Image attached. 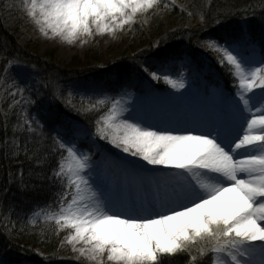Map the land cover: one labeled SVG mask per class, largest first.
<instances>
[{
	"label": "snow or ice",
	"instance_id": "1",
	"mask_svg": "<svg viewBox=\"0 0 264 264\" xmlns=\"http://www.w3.org/2000/svg\"><path fill=\"white\" fill-rule=\"evenodd\" d=\"M161 7L168 5L162 6L161 0H0V15L7 20L15 13L44 37L73 44L96 34L115 35L134 25L137 14ZM216 23H222L219 17ZM259 42L258 55L253 32L245 25L235 34L206 39L202 47L238 81L235 94L225 100L222 115L170 120L163 126L132 105L135 94L128 88L108 95L96 85L98 95H88L65 89L57 80L30 83L23 75L20 81L12 76L9 88L14 91L5 88L13 98L9 110L21 106L22 115L8 136L9 111L3 113L0 149L5 158L33 167L27 178L22 166L16 174L9 171V184L18 181L22 191L43 190L45 182L60 188L53 204L38 206L30 223L42 217L46 224L54 222L51 230L56 234L70 229L65 242L85 243L89 247L74 250L98 264H104L105 254L111 264H206L209 258L211 264H264V30ZM8 53L5 43L0 47L5 83L23 63ZM180 55L188 58L187 53ZM176 58L174 52H160L138 71L173 89H185L184 74L173 78L168 72ZM40 89L78 114L106 111L95 121L94 132L59 114L56 134L49 138L21 105L35 104L32 95L42 100ZM88 136L136 158L123 163L122 184L93 179L92 154L78 146ZM57 157L55 166L46 170ZM3 218L11 222L10 215Z\"/></svg>",
	"mask_w": 264,
	"mask_h": 264
},
{
	"label": "trees",
	"instance_id": "2",
	"mask_svg": "<svg viewBox=\"0 0 264 264\" xmlns=\"http://www.w3.org/2000/svg\"><path fill=\"white\" fill-rule=\"evenodd\" d=\"M165 2L167 4V1L162 0L161 5H165ZM168 4V7H161L149 15L147 22L140 20V23L134 24L130 29L131 32L128 34L130 42L127 53H132L137 57L138 62L128 61L126 66L125 64L120 66L117 62L120 68L116 72V81L108 87L113 93L118 92L117 90L121 88H135L141 91L145 84L141 79L143 72L138 71L140 64L147 63L151 65L153 58L163 51L176 53V59H185L180 54L187 53L188 58L196 65L193 71L186 69L188 74L192 75L206 71L208 82H215L224 76L227 83H230L231 74L217 62L213 53L206 54L205 58L200 57V54L203 53L195 43L198 28L196 26L193 29L188 28V14L190 13L194 17V23L200 22V26L207 29L206 34H203L202 37L208 36L219 39L226 32L235 34L242 22H248L247 28L252 30L256 46L260 49V36L262 30H264V0H177V4L170 1H168ZM201 13L204 14L203 20L201 19ZM223 13H230V15L225 17ZM217 17L222 23H216ZM26 22L25 19L16 18L15 13L7 20L0 15V47L7 43L8 54L18 55L21 60L31 59V54L22 46V35L20 34V27ZM188 30L194 31V34ZM259 52L261 54V49ZM99 56L101 60V53ZM34 62L40 67V72L48 78L59 81V83L63 78L67 79L75 75L83 76L94 71L90 68L83 69V71L86 70L84 72L64 70L45 60H37V58L34 59ZM171 67L173 68V66ZM174 71L176 72L177 69L175 68ZM2 72L3 65L0 64V143H3L5 139L3 113L9 111L8 136L12 134V125L16 124L22 115L21 106L9 110V105L13 102L12 97L8 100L1 97ZM215 78L217 79L215 80ZM25 95H28V93H25ZM16 99H19V97H16ZM32 99L36 100L35 104H24L21 101V105L29 118L40 121L43 125L42 131L49 138L56 134L53 129L59 122V114L71 118L72 121L74 119L83 120L93 127L95 121L106 111L101 108L99 112L93 111L86 115L78 114L67 109L60 100L53 99L51 95L42 100L32 95ZM53 115H56L57 119H53ZM36 135L38 137L39 133ZM48 142L51 143V140L49 139ZM56 159L58 157L53 159L49 169L46 170H50L51 167L55 166ZM20 160H24V157L21 156ZM21 166L24 168L25 177L27 178V171L33 165L27 161L20 165L14 159L9 160L4 157L3 149H0V264H68V253L64 249V243L61 247L64 232L54 233L51 230L56 227L54 222L46 224L42 217L38 218L35 225L30 223L32 213L38 209V206L53 204L56 199L55 193L60 188L58 185L49 186L45 182L43 190L22 191L18 187V181L9 184V171L16 174ZM31 183L38 182L32 180ZM5 189H7L6 195ZM9 215L11 222L3 218ZM36 248H41L42 252L36 251ZM45 254H52L54 257H45ZM193 254H195V251H193ZM206 264H211L210 258L206 260Z\"/></svg>",
	"mask_w": 264,
	"mask_h": 264
},
{
	"label": "rangeland",
	"instance_id": "3",
	"mask_svg": "<svg viewBox=\"0 0 264 264\" xmlns=\"http://www.w3.org/2000/svg\"><path fill=\"white\" fill-rule=\"evenodd\" d=\"M171 1V0H166ZM175 1V0H173ZM155 10L157 9H150L148 13L145 14H137L136 17V23H140V20H143V17L146 16L149 18V15H151ZM156 16V15H154ZM198 18V17H197ZM27 21L26 23H23L20 27V34L22 35L21 41L22 46L28 50V52L31 54L30 60L34 61L35 58L40 60H45L49 63H52L54 66H57L59 68H62L64 70H71V71H79L84 72L83 69L90 68L95 71H98L97 73H94L92 77H88V75L85 76H78L75 75L73 78L67 79L64 81L65 83H60L62 87L68 90H74L76 92L80 93H86L88 95H93L94 91L98 95L99 89L93 88V86L98 85L100 88H106L107 85L111 84L112 82H115V79L117 78V74H115V71H117L122 64H125L126 62L131 61L129 56L132 53L128 52V44H129V36L128 34L131 32L130 29L133 25H126L123 30H118L115 35L108 33V34H96L94 37L88 38V42L84 43L82 41V44L79 45V43L76 41L74 45L71 47H65V49L58 44L54 39H49L47 37H44L41 35L37 29L36 26L33 25L27 18H25ZM198 25V24H197ZM200 25V22H199ZM194 27V25L190 26ZM204 28L199 26L198 36H195V43L196 46L203 49L208 50L205 47H202L203 42L206 40L202 38L200 35L204 32ZM192 34H194V31L188 30ZM194 37V36H193ZM210 51V50H208ZM100 53H101V60H100ZM136 58V57H135ZM102 61V62H101ZM120 66L118 65V63ZM138 61L134 62L137 63ZM100 64V65H99ZM116 65L114 68H112V65ZM177 66L178 72L181 74H184V79L186 81V88L182 90L173 89L169 84L168 87L170 88L167 95L170 101L174 102L177 100H181L185 102L189 98H191L190 102L194 101L195 99L201 97L203 95V91H198L195 89L189 82L188 78H190L191 74H188L186 72V69H191L192 71L196 67V65L192 62L190 58L183 59L178 58L174 60L171 65L168 68L169 74L173 76V78H178L180 74L175 75L174 74V68L171 66ZM191 65V66H190ZM175 66V67H176ZM177 72V71H176ZM21 75H23V78L28 80L30 83H36L39 80H49L44 76H37L35 73V70L31 67H27L25 65L16 66L12 69L7 83L4 82L3 78V84H2V93L1 97L4 100H8L11 98L6 92L5 88H9L12 82V76H15L18 81L21 80ZM232 77V76H231ZM160 81H153L150 79V85H157ZM238 82V81H237ZM45 93L44 97H47L49 90L40 89ZM9 91H14V89L9 88ZM259 91V90H257ZM133 92V91H131ZM134 93V92H133ZM134 99L132 100V105L139 107L138 105L141 103V101H149V103H158L162 102L164 103V98L161 95L156 94V92L152 89L150 90V93H134ZM108 95H110L108 93ZM19 97V96H17ZM224 97V96H223ZM154 98L155 102H151V100ZM208 98L216 101L220 100V91L216 92L213 91L212 95L208 94ZM224 101V98L223 100ZM75 102H79L78 100ZM167 105H168V101ZM170 103V102H169ZM146 103H142L140 105L144 106ZM166 105V104H163ZM164 107V106H163ZM81 127L86 128L89 132H94L91 127L79 124ZM95 127V125H94ZM91 128V129H90ZM81 140H86V143H89L93 147L94 152L102 151L101 144L105 143L108 145L111 149V152L113 154H117L118 157H115L111 154L106 155L101 152V156H98V158L95 161V165L99 166V170H94L93 172V179L99 183L101 181L105 183L114 182L117 185L122 184L124 177L117 176L116 178L110 177V173L113 171L114 166L117 163L133 160L135 161L136 158L130 157L128 154L122 153L119 149L115 148L114 146L110 145L107 141H104L99 138H95L92 136H88L85 138H82ZM109 153V152H108ZM93 158V156H92ZM140 164H144L143 161H138ZM151 167V166H147ZM110 172V173H109ZM70 229L63 230L65 235H62L64 238L66 235L70 233ZM63 243L65 245V251L68 253V261L71 264H98L97 261L89 259L87 256L81 255L79 251L74 250L79 248H87L89 247L85 243L81 242L79 244L73 245L70 243L65 242V239H63ZM41 248H36V251L42 252ZM45 257H54L52 254H45ZM104 264H111L107 260V254L104 256ZM68 263V264H69Z\"/></svg>",
	"mask_w": 264,
	"mask_h": 264
},
{
	"label": "bare ground",
	"instance_id": "4",
	"mask_svg": "<svg viewBox=\"0 0 264 264\" xmlns=\"http://www.w3.org/2000/svg\"><path fill=\"white\" fill-rule=\"evenodd\" d=\"M84 39L89 40L88 38H82L80 40H77L79 45L82 44V41ZM55 41L58 44H60L64 49H65V47H71L72 45H74V43L73 44H69V43L63 41L59 37H56ZM187 101H189V100H186L185 102H187ZM197 102H195V103H197ZM145 105H144V107H138V108L140 109L141 112L146 114V116L149 118V120L151 122H153V123L158 122L157 119H161V122H163L162 119H166V118H168V120L170 119L171 121L172 120L176 121L178 117H181V119H179V120H183V118L186 119L187 117H189L191 115H196V113L194 111H192V109L191 110L189 109L188 105H183L185 107L179 106V107H177V109H173V110H171V108H170L169 110H166V111L151 109L150 108V103H148V106H145ZM205 107H204V110H205ZM206 111H207V114H212L213 113V111L211 109H208V108H206ZM218 113L220 114V110L219 109H218ZM214 114H217V113L215 112ZM197 115L201 116L200 113H198ZM160 125H163V124H160Z\"/></svg>",
	"mask_w": 264,
	"mask_h": 264
}]
</instances>
